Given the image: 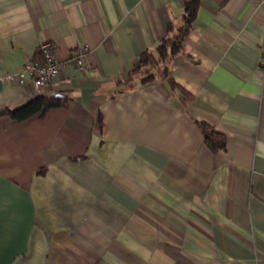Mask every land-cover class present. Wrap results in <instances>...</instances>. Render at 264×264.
Returning a JSON list of instances; mask_svg holds the SVG:
<instances>
[{
	"label": "crops",
	"instance_id": "0c3cea01",
	"mask_svg": "<svg viewBox=\"0 0 264 264\" xmlns=\"http://www.w3.org/2000/svg\"><path fill=\"white\" fill-rule=\"evenodd\" d=\"M186 1L0 0V114L69 99L0 115V264H264V4L199 0L170 70L128 77ZM46 42L52 83L10 79Z\"/></svg>",
	"mask_w": 264,
	"mask_h": 264
},
{
	"label": "trees",
	"instance_id": "16d2710c",
	"mask_svg": "<svg viewBox=\"0 0 264 264\" xmlns=\"http://www.w3.org/2000/svg\"><path fill=\"white\" fill-rule=\"evenodd\" d=\"M198 9L199 0L186 1L182 25L178 31L169 33L156 50L142 53L138 66L128 75L130 81H133L135 76L140 74L143 82H149L155 79L160 68H164L166 72L170 70V63L183 50L184 40L191 32ZM68 102L69 99L66 97L58 98L40 95L30 100L29 103L14 110H6L0 115H10L16 120L23 121L35 115L45 114L52 108L65 107ZM201 127L205 141L213 151H219L226 146L227 137L224 133L206 123H202Z\"/></svg>",
	"mask_w": 264,
	"mask_h": 264
},
{
	"label": "built area",
	"instance_id": "2783aa9c",
	"mask_svg": "<svg viewBox=\"0 0 264 264\" xmlns=\"http://www.w3.org/2000/svg\"><path fill=\"white\" fill-rule=\"evenodd\" d=\"M264 4V0H260ZM88 47H80L73 55L71 61L75 63L82 71L91 70L93 67L84 57ZM41 59H30L24 65L22 71L10 79H16L20 84H26L31 79L37 89H43L52 83L55 76L59 75L62 63L56 58L54 46L50 42L43 43L40 47ZM262 63H264V46Z\"/></svg>",
	"mask_w": 264,
	"mask_h": 264
},
{
	"label": "water",
	"instance_id": "95a60500",
	"mask_svg": "<svg viewBox=\"0 0 264 264\" xmlns=\"http://www.w3.org/2000/svg\"><path fill=\"white\" fill-rule=\"evenodd\" d=\"M58 96V95H57Z\"/></svg>",
	"mask_w": 264,
	"mask_h": 264
}]
</instances>
